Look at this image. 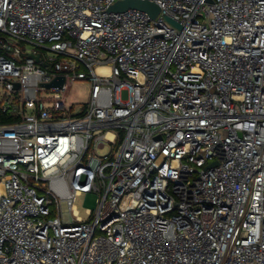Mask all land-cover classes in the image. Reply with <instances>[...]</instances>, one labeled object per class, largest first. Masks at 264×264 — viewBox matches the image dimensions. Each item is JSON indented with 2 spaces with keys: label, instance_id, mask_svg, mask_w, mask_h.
Instances as JSON below:
<instances>
[{
  "label": "built area",
  "instance_id": "built-area-1",
  "mask_svg": "<svg viewBox=\"0 0 264 264\" xmlns=\"http://www.w3.org/2000/svg\"><path fill=\"white\" fill-rule=\"evenodd\" d=\"M116 1L0 0V264H264V0Z\"/></svg>",
  "mask_w": 264,
  "mask_h": 264
},
{
  "label": "rangeland",
  "instance_id": "rangeland-1",
  "mask_svg": "<svg viewBox=\"0 0 264 264\" xmlns=\"http://www.w3.org/2000/svg\"><path fill=\"white\" fill-rule=\"evenodd\" d=\"M90 94V81L88 79H80L71 84L67 92V102L71 106H73V110L75 112H79L84 105V103L88 100ZM124 97H127L126 92H124ZM108 152V148L104 147L98 150L99 155H104ZM75 205L79 210L80 215L83 218H87L86 209H96L97 208V195L96 194H88L79 196Z\"/></svg>",
  "mask_w": 264,
  "mask_h": 264
},
{
  "label": "water",
  "instance_id": "water-1",
  "mask_svg": "<svg viewBox=\"0 0 264 264\" xmlns=\"http://www.w3.org/2000/svg\"><path fill=\"white\" fill-rule=\"evenodd\" d=\"M130 8H134V9H140L142 11H146L148 12L151 17L155 18L161 8L160 6L151 0H118L115 3H113L108 9V12H123L126 11ZM168 20H170L171 22L180 25L179 23H177L175 20L168 18ZM64 83V77L63 76H59L56 79H54L52 82L46 84V86L48 87H52V86H61ZM18 86V84H17ZM216 164V163H214Z\"/></svg>",
  "mask_w": 264,
  "mask_h": 264
},
{
  "label": "trees",
  "instance_id": "trees-1",
  "mask_svg": "<svg viewBox=\"0 0 264 264\" xmlns=\"http://www.w3.org/2000/svg\"><path fill=\"white\" fill-rule=\"evenodd\" d=\"M6 121V118H4V117H0V122H5Z\"/></svg>",
  "mask_w": 264,
  "mask_h": 264
},
{
  "label": "bare ground",
  "instance_id": "bare-ground-1",
  "mask_svg": "<svg viewBox=\"0 0 264 264\" xmlns=\"http://www.w3.org/2000/svg\"><path fill=\"white\" fill-rule=\"evenodd\" d=\"M107 67L103 66V67H100V70H106Z\"/></svg>",
  "mask_w": 264,
  "mask_h": 264
}]
</instances>
